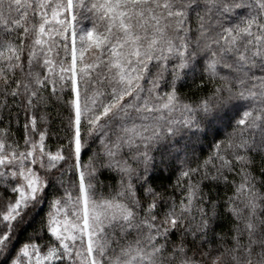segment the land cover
<instances>
[{
    "label": "snow or ice",
    "instance_id": "snow-or-ice-1",
    "mask_svg": "<svg viewBox=\"0 0 264 264\" xmlns=\"http://www.w3.org/2000/svg\"><path fill=\"white\" fill-rule=\"evenodd\" d=\"M0 264H264V0H0Z\"/></svg>",
    "mask_w": 264,
    "mask_h": 264
}]
</instances>
